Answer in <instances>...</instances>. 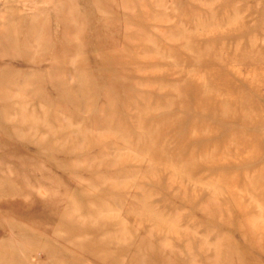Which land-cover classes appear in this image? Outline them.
<instances>
[{"label":"rangeland","instance_id":"obj_1","mask_svg":"<svg viewBox=\"0 0 264 264\" xmlns=\"http://www.w3.org/2000/svg\"><path fill=\"white\" fill-rule=\"evenodd\" d=\"M0 264H264V0H0Z\"/></svg>","mask_w":264,"mask_h":264}]
</instances>
